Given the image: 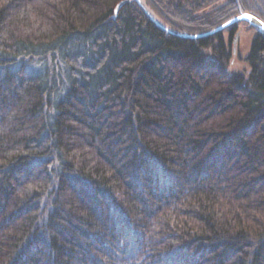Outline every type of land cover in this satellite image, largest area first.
I'll use <instances>...</instances> for the list:
<instances>
[{
  "label": "trees",
  "instance_id": "16d2710c",
  "mask_svg": "<svg viewBox=\"0 0 264 264\" xmlns=\"http://www.w3.org/2000/svg\"><path fill=\"white\" fill-rule=\"evenodd\" d=\"M141 3L189 35L237 4L264 21V0ZM241 24L0 0V264H264V33L236 73Z\"/></svg>",
  "mask_w": 264,
  "mask_h": 264
},
{
  "label": "water",
  "instance_id": "95a60500",
  "mask_svg": "<svg viewBox=\"0 0 264 264\" xmlns=\"http://www.w3.org/2000/svg\"><path fill=\"white\" fill-rule=\"evenodd\" d=\"M137 2L140 3V5L142 6V8L146 11V13L148 14V16L161 28H163L164 30H167L169 33L171 34H175L176 36L182 37V38H186V39H201V38H205V37H209L218 33L223 32L225 29L233 26V25H238L239 23L245 22L247 23L249 26L251 27H255L258 30H260L261 32L264 33V21L261 20L259 17L255 16L254 14H251L249 12H240V15L236 16L235 18L231 19L230 21L224 23L223 25L217 27L216 29L206 32V33H202V34H198V35H189V34H183V33H176L174 31L169 30L168 28H165L164 25H162L159 21H157L151 14L150 12L145 8V6L141 3V0H136ZM122 5V4H121ZM121 5L118 7L120 8ZM238 37H239V33H237V35L235 36V40H234V46L237 44L238 41Z\"/></svg>",
  "mask_w": 264,
  "mask_h": 264
},
{
  "label": "rangeland",
  "instance_id": "374dc122",
  "mask_svg": "<svg viewBox=\"0 0 264 264\" xmlns=\"http://www.w3.org/2000/svg\"><path fill=\"white\" fill-rule=\"evenodd\" d=\"M258 1H260V0H258ZM251 3H253V1H251ZM237 6L240 10L238 12H248V11L241 9L238 4H237ZM249 6L252 7L254 5L251 6L249 4ZM257 6H259V5H257ZM238 15H240V13ZM239 27H240V32H238L239 33L238 41H237V44L233 47V49H234L233 53L234 54H233V61H232V68H231V70H233L236 73H242L245 71L246 64L244 61L249 54L251 43H252L253 38H254L255 33H256V31L253 30L252 28L250 29V27L248 25L246 26V25L241 24V25H239Z\"/></svg>",
  "mask_w": 264,
  "mask_h": 264
}]
</instances>
